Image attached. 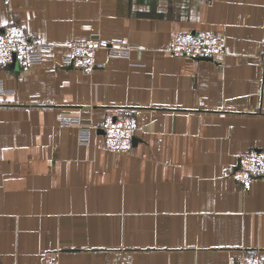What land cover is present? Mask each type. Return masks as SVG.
Here are the masks:
<instances>
[{"label":"crops","instance_id":"crops-1","mask_svg":"<svg viewBox=\"0 0 264 264\" xmlns=\"http://www.w3.org/2000/svg\"><path fill=\"white\" fill-rule=\"evenodd\" d=\"M10 21L54 57L0 64V264L264 259V179L232 176L240 152L264 149V0H0ZM197 29L222 38L219 61L167 51L172 31ZM100 39L129 55L63 64L69 42ZM121 108L136 111L126 154L91 126Z\"/></svg>","mask_w":264,"mask_h":264},{"label":"built area","instance_id":"built-area-1","mask_svg":"<svg viewBox=\"0 0 264 264\" xmlns=\"http://www.w3.org/2000/svg\"><path fill=\"white\" fill-rule=\"evenodd\" d=\"M9 6V0H4ZM68 52L62 58L64 65L83 72H91L101 66L97 59V50L105 48L111 56L127 57L131 45L122 41L73 40L68 44ZM223 40L210 29L193 31L174 30L170 35L167 48L176 56L190 58H208L219 61L223 54ZM54 57V44L42 41L40 38L27 34L24 28L15 21H10L0 27V64H7L15 58L22 69L41 64ZM264 71V44L259 54ZM12 91L5 88L0 79V95ZM136 111L133 108H121L115 113L106 114L91 126L102 130V146L116 153H129L133 148V138L136 129ZM68 123L67 119H65ZM72 121V120H69ZM232 176L242 189L248 188L255 179H264V149H248L237 156V167ZM106 264H123L113 261ZM230 264H264V259L257 248H247L237 254Z\"/></svg>","mask_w":264,"mask_h":264},{"label":"water","instance_id":"water-1","mask_svg":"<svg viewBox=\"0 0 264 264\" xmlns=\"http://www.w3.org/2000/svg\"><path fill=\"white\" fill-rule=\"evenodd\" d=\"M133 143H134V138H133ZM237 167V166H236Z\"/></svg>","mask_w":264,"mask_h":264}]
</instances>
